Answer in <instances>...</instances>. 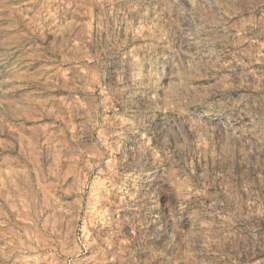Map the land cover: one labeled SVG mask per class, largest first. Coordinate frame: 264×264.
Segmentation results:
<instances>
[{
  "label": "rangeland",
  "instance_id": "1",
  "mask_svg": "<svg viewBox=\"0 0 264 264\" xmlns=\"http://www.w3.org/2000/svg\"><path fill=\"white\" fill-rule=\"evenodd\" d=\"M0 264H264V0H0Z\"/></svg>",
  "mask_w": 264,
  "mask_h": 264
},
{
  "label": "bare ground",
  "instance_id": "2",
  "mask_svg": "<svg viewBox=\"0 0 264 264\" xmlns=\"http://www.w3.org/2000/svg\"><path fill=\"white\" fill-rule=\"evenodd\" d=\"M148 175H150V174H148ZM160 207H162V206L160 205Z\"/></svg>",
  "mask_w": 264,
  "mask_h": 264
}]
</instances>
